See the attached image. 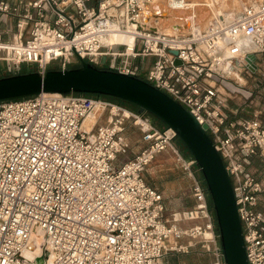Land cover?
Masks as SVG:
<instances>
[{
	"label": "built area",
	"instance_id": "1",
	"mask_svg": "<svg viewBox=\"0 0 264 264\" xmlns=\"http://www.w3.org/2000/svg\"><path fill=\"white\" fill-rule=\"evenodd\" d=\"M151 1L0 0L2 70L43 76L51 63L64 71L77 58L142 78L171 97L206 125L231 180L247 262L264 264V182L246 170L251 156L264 161V119L261 110L231 117L227 104L228 64L251 75L264 55V0L229 22L185 33L145 16ZM7 19L15 20L11 39L2 38L11 31L1 29ZM112 35L122 39L109 41ZM242 95L250 99L252 90ZM128 124L141 129L144 147L119 161ZM175 138L145 112L106 97L39 93L0 101V264H163L170 250L187 248L177 242L183 234L214 242L205 181ZM168 149L191 179L197 204L187 218L203 220L187 230L164 217L162 194L143 177ZM214 255L213 264H225L220 245Z\"/></svg>",
	"mask_w": 264,
	"mask_h": 264
},
{
	"label": "water",
	"instance_id": "2",
	"mask_svg": "<svg viewBox=\"0 0 264 264\" xmlns=\"http://www.w3.org/2000/svg\"><path fill=\"white\" fill-rule=\"evenodd\" d=\"M248 56L254 58V55ZM42 92L113 96L135 104L138 113L148 112L173 129L194 157L205 180L224 263L248 264L232 184L219 153L205 131V124L200 125L189 111L144 80L110 69H99L84 61L64 71L48 70L43 76L31 72L0 78V101ZM37 261L42 263V259Z\"/></svg>",
	"mask_w": 264,
	"mask_h": 264
},
{
	"label": "rangeland",
	"instance_id": "3",
	"mask_svg": "<svg viewBox=\"0 0 264 264\" xmlns=\"http://www.w3.org/2000/svg\"><path fill=\"white\" fill-rule=\"evenodd\" d=\"M96 0H90V3L94 4ZM185 1L186 0H182ZM212 9L211 17L208 22L213 17H219L220 19L230 20L235 15H237L245 0H200ZM188 13L186 15H191ZM192 17V16H191ZM224 21V20H223ZM177 25L180 23L177 22ZM9 26L11 31L7 34L2 33V38H13V34L16 32L15 20L7 19L5 22H1V29ZM28 29V28H27ZM28 33L24 32L23 38H27ZM85 60H80L77 58L71 59V62L67 65V69L78 65ZM90 64V63H89ZM96 68L108 70L106 65H93ZM257 68L254 74L248 75L246 72L239 73L240 76L231 74L229 79L231 82V89L233 92L231 96L227 99L229 114L231 117H246L249 118L254 111L261 110V117L264 119V55H259L256 60ZM4 66V65H3ZM0 64V75L1 77H7V73L2 70L3 67ZM26 65L22 66V69H27ZM31 69L32 66H30ZM48 70H58V66L55 62L51 63ZM47 70V71H48ZM35 72V71H33ZM25 73V72H24ZM144 80L142 78H139ZM244 79V81H243ZM256 81L259 82L256 86ZM256 87V88H255ZM252 90L251 98H246L242 94L246 91ZM252 102L250 103V100ZM128 108L133 111H137L138 107L133 105H128ZM149 115L153 121L154 126L157 128H165L166 125L154 117L152 114L145 112ZM94 120V116H90L85 122V128H89L90 124ZM142 131L137 126H132L128 124L125 130V137L127 141V148L125 152L121 154L118 159L119 161L131 158L135 153L144 147V142L141 139ZM175 143L181 149L185 156H190L185 146L175 138ZM194 159L193 156H191ZM194 168L197 170L198 174L200 169L195 162ZM249 173H252L258 180L264 182V161L259 156H251L250 164L246 167ZM202 176V174L200 175ZM143 177L147 183L154 186L163 197V204L165 206L164 217L176 224L178 229L187 230L190 227L201 224L202 219H191L187 218L186 212L193 210L194 206L197 204L195 198L193 197L190 186L191 179L187 176L182 167L176 162L174 153L168 149L162 153H159L151 163L143 171ZM203 177V176H202ZM204 179V178H203ZM205 181V180H204ZM231 181V180H230ZM206 185V183H205ZM207 187V186H206ZM264 198V197H263ZM259 208L264 212V202H260ZM208 210L210 211L215 229L217 227L215 213L213 210L212 202L208 193ZM219 233L215 230L214 242H206L203 237H191L186 234L181 235L178 238V245L187 246V248H180L179 250H170L163 259V264H213L215 261L214 249L215 246L220 245ZM192 242V243H191ZM215 243V244H214ZM221 248V246H220ZM222 252V251H221ZM223 259V258H222ZM224 260V259H223Z\"/></svg>",
	"mask_w": 264,
	"mask_h": 264
},
{
	"label": "bare ground",
	"instance_id": "4",
	"mask_svg": "<svg viewBox=\"0 0 264 264\" xmlns=\"http://www.w3.org/2000/svg\"><path fill=\"white\" fill-rule=\"evenodd\" d=\"M163 1L169 2V3H172L171 1H174V3H173L174 6L172 8H175L177 13L176 14H168L166 12H160L159 10H157L156 4H159L160 2H163ZM252 1H255V0H245L243 7L245 5L251 3ZM188 13H192V14L190 16L186 15ZM211 13H212V9L208 5H205V3L201 2L200 0H186V2L182 1V0H152L150 5L148 6V8L144 10L145 16H153L155 14L154 15V16H156L155 20L157 21L156 25L159 28H161L165 31H168V32H172V33H185V32L191 31V30L202 29L204 27H207V25L213 20H216L219 24L224 23V21L229 22L232 19L236 18L241 13V11L237 15H235L233 18H231L230 20L220 19L217 16V17H213L208 22L209 18L212 16ZM191 16H192V19L190 21ZM165 18H172L173 20L170 23H164ZM177 22L180 23V25H177ZM114 39L121 40L122 37L112 35L109 38V41H113ZM129 39H130V37L128 36L126 38V40H129ZM243 43L246 44L247 41H243ZM248 59L250 61H252L254 58H252V56H248ZM228 66L234 72V74L237 77L240 76V74H239V68L240 67H238L237 65H234L233 63H229ZM243 81H244V79H243ZM42 93L55 94L52 92H42ZM90 116H92V114L88 115L85 118L84 122ZM84 122H83V128L88 129V128H85ZM206 235L210 236V233L207 232Z\"/></svg>",
	"mask_w": 264,
	"mask_h": 264
},
{
	"label": "crops",
	"instance_id": "5",
	"mask_svg": "<svg viewBox=\"0 0 264 264\" xmlns=\"http://www.w3.org/2000/svg\"><path fill=\"white\" fill-rule=\"evenodd\" d=\"M172 3L169 2H160L159 4H156V8L157 10H159L160 12H166L168 14H176L177 11L175 10V8H172L174 6V1H171ZM192 17L190 18L191 21ZM173 19L172 18H165L164 19V23H170Z\"/></svg>",
	"mask_w": 264,
	"mask_h": 264
},
{
	"label": "trees",
	"instance_id": "6",
	"mask_svg": "<svg viewBox=\"0 0 264 264\" xmlns=\"http://www.w3.org/2000/svg\"><path fill=\"white\" fill-rule=\"evenodd\" d=\"M94 67V66H93ZM29 73H31V72H29ZM21 74H24V72L23 73H21ZM0 78H2V77H0ZM71 93H73V94H86V95H93V96H96V97H98V96H100V97H106V98H109V99H112V100H115V101H117V102H119V103H121V104H123V105H125V106H128V105H133V106H136L135 104H133V103H130V102H127V101H124V100H122V99H119V98H116V97H113V96H108V95H97V94H90V93H77V92H71ZM32 96V95H31ZM28 97V96H27ZM22 98H24V97H22ZM18 99H20V98H18ZM158 119V118H157ZM159 120V119H158ZM177 137V136H176ZM178 138V137H177ZM179 139V138H178ZM179 141L181 142V140L179 139ZM182 143V142H181ZM183 144V143H182ZM189 153V152H188Z\"/></svg>",
	"mask_w": 264,
	"mask_h": 264
}]
</instances>
